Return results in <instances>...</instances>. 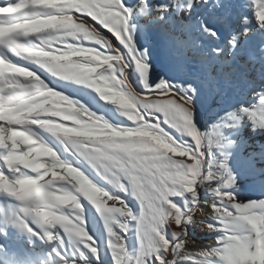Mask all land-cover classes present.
I'll return each instance as SVG.
<instances>
[{"label": "snow or ice", "instance_id": "1", "mask_svg": "<svg viewBox=\"0 0 264 264\" xmlns=\"http://www.w3.org/2000/svg\"><path fill=\"white\" fill-rule=\"evenodd\" d=\"M153 16L198 53L191 79L157 71L142 42ZM237 57L240 93L217 110L208 69L231 60L236 74ZM53 81L94 91L125 120ZM255 136L264 0H0V264H264V199L241 198L231 163ZM201 188L216 244L187 253Z\"/></svg>", "mask_w": 264, "mask_h": 264}, {"label": "bare ground", "instance_id": "2", "mask_svg": "<svg viewBox=\"0 0 264 264\" xmlns=\"http://www.w3.org/2000/svg\"><path fill=\"white\" fill-rule=\"evenodd\" d=\"M161 2H166V0H152L153 4L161 3ZM152 19H154V16L149 17L145 20H141V24L145 28L144 36L150 42V47L154 50V55H155L154 58H155V60H157L158 50H160L162 47H164L166 52L170 53L174 43L168 37V35L165 34L164 31L157 29L154 25H151L150 21ZM104 34L107 35L109 38H112L110 33H107L105 31ZM161 36L165 37V38H169V40H163V39H161L162 38ZM176 37H177V39H185L184 37H181L178 32L176 33ZM163 41L169 42L170 44L168 46L163 45ZM173 51H174V49H173ZM240 55L243 56L244 53L241 52ZM197 59H198V56L193 55L192 59L189 62L188 71L192 68H198L199 67V65L196 63ZM229 61H230V63H228L224 68H222V72H224V73L227 72V66L233 64V62L231 60H229ZM242 63H243V60L240 59V57H237L234 66L238 67ZM188 71H187V73H188ZM255 73L252 72L251 77H254L255 81L258 83L259 82V75H258V73H256V74ZM227 76H229V75H227ZM238 79H239L238 73L230 74L229 80L231 82H234V85L230 84L228 89L225 90L226 92H228V94L231 93L235 99H236L237 95L240 93V87L238 85ZM213 82H214V78L212 80H210V83H213ZM52 83L57 89L61 90L65 94H68L69 96L73 97L74 99L81 100L82 102L87 101V106H89L93 111L97 112L98 114L106 116L108 119H110V121L112 123H114V121L117 123H121L125 120L124 117L118 116V113L116 112V109L113 106L104 104V102L101 101L100 98L98 97V94H96L94 91H91L84 86H76V85L62 86L59 82H56V81H53ZM208 88H211L212 90H214L215 93L222 94V92H221L222 88L221 87H217V89H216L215 87H213L212 84L211 85L208 84ZM223 94L225 95L226 93H223ZM207 114H208V111H205L203 113L202 119L204 122H207V120H206ZM114 124H116V123H114ZM45 135L47 136V134H45ZM249 144L252 147H249L248 149L244 150L243 154L248 152L250 148H252L253 151H256L258 153L260 145L264 144V137H260V136L252 137L249 140ZM243 154L241 152L240 155H238L232 159L234 162V166L245 167V166H248L249 163H251L249 161V159L243 158V156H242ZM256 192L259 195H261L263 191H256ZM204 199H206V198H203L202 201ZM210 205H211V202L209 200H208L207 204L202 202L200 207L203 209V211L202 212H199V211L196 212L195 217L200 218V220H203V222L208 221L212 215ZM89 207H92L93 210L95 211L94 206L89 205ZM203 226H206V224L205 223L197 224V228L199 229V232L203 231ZM207 232H208V234H210L208 237L200 236L199 238L194 240L193 244L203 246L204 249H206L208 247L215 246V244H216L215 232H210L208 229H207Z\"/></svg>", "mask_w": 264, "mask_h": 264}, {"label": "rangeland", "instance_id": "3", "mask_svg": "<svg viewBox=\"0 0 264 264\" xmlns=\"http://www.w3.org/2000/svg\"><path fill=\"white\" fill-rule=\"evenodd\" d=\"M149 18V17H148ZM147 18H142L141 20H145ZM162 37V36H161ZM162 37L161 39L163 40H169V38ZM185 38V37H184ZM186 40H190L189 38H185ZM144 44H147L150 46V42L146 39L144 36L143 41ZM169 42L163 41V45H169ZM174 49V51H173ZM192 54H191V53ZM189 53V54H188ZM198 56V53L195 51V49L191 46L189 43L187 46L184 48H177L175 45H173L170 53H167L165 48L162 47L160 50H158V57L156 62V69L157 71H162L163 66H169L173 69L172 74L182 77V78H188L191 79L189 76H187V71L189 67V62L192 59V57ZM230 61H225L223 62V65L221 68L217 69L215 72H213L212 69H209L207 72V83H205V88L208 89V84L213 85L217 89V87H221V92L222 94H218L216 99L218 101L217 105V110H219L220 107H227V103L234 101L235 98L231 93L228 94L225 90L228 89L229 85H234V82H231L230 79V73L227 72H222V68H224ZM233 73H236V67H233ZM255 73V72H254ZM256 74V73H255ZM229 75V76H227ZM214 78V82L210 83V80ZM216 81V82H215ZM207 86V87H206ZM223 93H226L225 95ZM211 117V113L208 112L206 116V120L208 121ZM114 123H117L114 121ZM210 131V127L208 129ZM247 135V134H246ZM253 149L250 148L248 152L243 154V158L248 159V153L252 152ZM259 151V150H258ZM232 166L233 168L242 176V181H243V190L241 191V198L242 199H264V176H261L259 174L260 169H264V160H260L257 158L256 161L251 162L253 164L254 169L256 171H253L251 169V164L249 163L248 166L245 167H239V166H234V162L232 160ZM201 198H206L210 202L211 197L207 196L205 194V190L201 188ZM256 191H263L261 195H259ZM111 203V202H110ZM135 207V205H133ZM93 212H95L93 210ZM98 216V214H97ZM194 221L193 225L191 226V236L189 237L187 243H186V248L185 251L187 253H195L200 249H204L203 246L199 245H194L193 242L200 236L208 237L210 234L207 232V227L203 226V231L199 232V229L197 228V224H201L203 220H200V218L195 217L194 215ZM102 226V224H101ZM217 235V233H215Z\"/></svg>", "mask_w": 264, "mask_h": 264}]
</instances>
